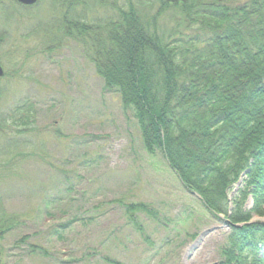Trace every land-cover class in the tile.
Segmentation results:
<instances>
[{
  "label": "rangeland",
  "instance_id": "obj_1",
  "mask_svg": "<svg viewBox=\"0 0 264 264\" xmlns=\"http://www.w3.org/2000/svg\"><path fill=\"white\" fill-rule=\"evenodd\" d=\"M99 1L0 0V223L12 226L0 264H220L227 224L144 147L133 109L105 89L82 37L60 29L124 4ZM134 1L155 11L161 0ZM132 204L156 215L139 209L133 222ZM253 207L248 196L244 210Z\"/></svg>",
  "mask_w": 264,
  "mask_h": 264
},
{
  "label": "trees",
  "instance_id": "obj_2",
  "mask_svg": "<svg viewBox=\"0 0 264 264\" xmlns=\"http://www.w3.org/2000/svg\"><path fill=\"white\" fill-rule=\"evenodd\" d=\"M109 6L102 21L66 17L60 29L82 37L105 89L133 109L144 147L160 152L227 224L220 264H264V222H249L250 212L264 214V0H161L155 11L134 0ZM127 209L133 222L137 210L153 211ZM3 224L0 235L12 228Z\"/></svg>",
  "mask_w": 264,
  "mask_h": 264
},
{
  "label": "water",
  "instance_id": "obj_3",
  "mask_svg": "<svg viewBox=\"0 0 264 264\" xmlns=\"http://www.w3.org/2000/svg\"><path fill=\"white\" fill-rule=\"evenodd\" d=\"M19 2L25 4V5H33L35 4L38 0H18ZM4 75V69L0 64V77Z\"/></svg>",
  "mask_w": 264,
  "mask_h": 264
},
{
  "label": "flooded vegetation",
  "instance_id": "obj_4",
  "mask_svg": "<svg viewBox=\"0 0 264 264\" xmlns=\"http://www.w3.org/2000/svg\"><path fill=\"white\" fill-rule=\"evenodd\" d=\"M16 2L18 3V4H20L21 6H24V7H28V5H22L20 2H18L17 0H16Z\"/></svg>",
  "mask_w": 264,
  "mask_h": 264
},
{
  "label": "bare ground",
  "instance_id": "obj_5",
  "mask_svg": "<svg viewBox=\"0 0 264 264\" xmlns=\"http://www.w3.org/2000/svg\"><path fill=\"white\" fill-rule=\"evenodd\" d=\"M0 64H1V66L3 67V65H2V63H1V61H0ZM173 170V169H172ZM174 171V170H173Z\"/></svg>",
  "mask_w": 264,
  "mask_h": 264
}]
</instances>
